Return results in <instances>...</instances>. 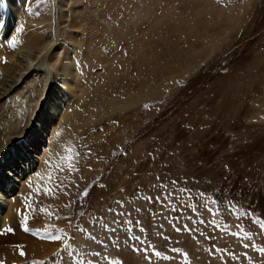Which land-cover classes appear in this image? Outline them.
<instances>
[{
    "label": "rangeland",
    "instance_id": "rangeland-1",
    "mask_svg": "<svg viewBox=\"0 0 264 264\" xmlns=\"http://www.w3.org/2000/svg\"><path fill=\"white\" fill-rule=\"evenodd\" d=\"M41 1L54 10L58 40L77 18L87 91L66 138L86 168L73 175L68 208L53 215L67 220L62 236L75 247L86 241L93 264H111L108 255L120 264H264V0L27 2ZM43 72L17 87L9 78L15 91L0 102L1 124L30 132ZM4 132L8 150L21 137ZM44 151L24 184L42 174ZM21 203L20 215L37 205ZM23 219L37 229L25 231L27 250L53 257L43 245L60 247L44 240L46 222ZM14 230L3 231L5 243ZM21 247L7 249L23 252L24 264L39 257Z\"/></svg>",
    "mask_w": 264,
    "mask_h": 264
},
{
    "label": "bare ground",
    "instance_id": "bare-ground-1",
    "mask_svg": "<svg viewBox=\"0 0 264 264\" xmlns=\"http://www.w3.org/2000/svg\"><path fill=\"white\" fill-rule=\"evenodd\" d=\"M27 1L2 0L0 2V102L15 91L12 88L13 84L14 87H17L18 82L20 83L21 80L23 82L33 72L45 71L46 73L43 72L42 75L45 74V78L48 77L49 80L47 78L48 82L44 85L41 101H37L38 111L36 116L34 115L36 121L26 136H24L23 129H19L21 127L19 124L7 126L3 122L0 123V135H3L5 130L6 132L10 131L8 135L15 136V139L21 137L11 149L2 150L0 147V230L2 231L1 234H4L3 231H8L9 226H12V229L15 228L16 234L13 239H10L12 245L5 243L9 240L7 236L10 235L7 231L3 236H0V252L4 256L6 255L5 257L0 255V264H12L13 262L24 264L21 261L25 259L19 257L20 251L18 254V250L7 249L19 244L22 245L21 251L23 246L27 250L25 242L29 239L25 235L24 226L26 224L21 221L23 218L31 219V222L34 220V223L37 220V223L45 221L46 223L39 227L46 226L45 234L50 239H44L42 236L41 240L50 241L51 237H58V240H52L57 247H60L52 253L55 248L43 245L45 255L53 256L49 257L48 260H44L43 258L46 256H41L39 252L33 253L27 250L29 255L31 253L39 255V257H30L31 260L28 258L30 260L28 264H58L57 260L61 264H88L90 261L93 264L92 258L88 257L90 254L86 250L88 247L86 241H80L79 245L75 247L72 240L62 236L64 234L63 225L67 220L60 224L52 221L53 215L60 216L61 212L68 208L65 203L69 200V195L65 194H70L71 188L75 186L72 178L73 175H76V169L85 167L83 162L76 163L77 158L73 155V151L71 152L67 148L68 143L66 142V138L70 136L76 122L75 119L80 115L76 110L77 103L86 99L87 94L86 90L80 89L82 88V81L78 75L80 60L75 52L80 39L76 28L80 24L77 22V18L72 19L69 23L73 32L69 34L66 40H58L53 31L54 21L50 14V11L53 12L54 10L50 8L49 3L41 1L29 5ZM59 1L63 7V2L65 3L66 0ZM51 3L53 4V0ZM13 42H15V46H13ZM10 77L14 79L13 84L11 81L9 82ZM79 96H81L80 99ZM1 106L3 104L0 103ZM3 107L5 108L6 104ZM1 117L2 115L0 121L2 120ZM46 147L47 149L44 151ZM40 151H44L43 157H41L43 172L40 177L31 178L29 182L24 184L23 178L35 168L36 161L40 158ZM70 163L74 170H69ZM87 173L89 172L85 170L86 176ZM57 185L59 187H56ZM49 188L55 190V196L45 194ZM15 190H20L21 195H18L17 204L12 208L11 195ZM60 195H63L62 201L55 202L53 198ZM21 202H31L37 205L34 210L23 213V216L18 214V207H20L18 204L23 206ZM27 228L37 232L35 225H28ZM2 244L6 245L3 246ZM18 258L20 260L17 261ZM105 258L100 257L106 264ZM107 260H112L111 264H120L117 259H113V256L108 255ZM102 261L100 262L102 263Z\"/></svg>",
    "mask_w": 264,
    "mask_h": 264
},
{
    "label": "snow or ice",
    "instance_id": "snow-or-ice-1",
    "mask_svg": "<svg viewBox=\"0 0 264 264\" xmlns=\"http://www.w3.org/2000/svg\"><path fill=\"white\" fill-rule=\"evenodd\" d=\"M0 2H2V0H0ZM13 46H15V42H13ZM5 62H6V61H5ZM69 170H74V169H73V166H72L71 163L69 164ZM56 187H59V185H57ZM45 194H46V195L55 196L56 193H55V190H54L53 188H49ZM85 195H87V193H85ZM49 214H50V213H49ZM185 230L190 231V229H187V228H185ZM25 231H28V228H27V227H25ZM142 231H143V229H142ZM177 231H180V229H177ZM52 239H54V240H58L59 238H58V237H53ZM135 239H139V238L136 237ZM245 246L247 247V245H245ZM137 251H139V249H137ZM174 251H175V249H174ZM145 252H147L146 249H145ZM20 254H21V256L24 255L23 252H21ZM153 254L156 255V256H160V255H161L160 252L155 251V250H153ZM185 255H186V254H185ZM167 258H168V257H165V259H167Z\"/></svg>",
    "mask_w": 264,
    "mask_h": 264
}]
</instances>
